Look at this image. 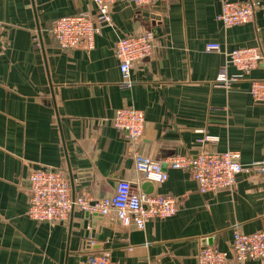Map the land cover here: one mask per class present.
Segmentation results:
<instances>
[{"label": "crops", "instance_id": "crops-1", "mask_svg": "<svg viewBox=\"0 0 264 264\" xmlns=\"http://www.w3.org/2000/svg\"><path fill=\"white\" fill-rule=\"evenodd\" d=\"M223 1L138 8L117 0L110 23L101 24L92 0H0V264H89L101 252L118 264H198L205 245L232 249L233 228L264 229V176L239 174L232 187L203 194L190 170L169 164L203 147L237 151L244 163L264 156V101L251 93L252 81L264 79V62L243 80L217 83L234 48L259 46L264 53V0L251 21L231 27L217 18ZM81 12L101 25L94 43L83 38L72 49L60 47L53 22ZM147 31L155 52L125 78L116 43ZM210 42L221 51H208ZM235 72L230 65L228 73ZM123 106L145 112L137 143L113 126ZM136 152L168 172L167 180L152 182L151 193L176 196L175 215L142 229L78 207L61 222L28 216L29 175L40 167L64 170L75 196L100 200L122 179L147 193Z\"/></svg>", "mask_w": 264, "mask_h": 264}, {"label": "built area", "instance_id": "built-area-1", "mask_svg": "<svg viewBox=\"0 0 264 264\" xmlns=\"http://www.w3.org/2000/svg\"><path fill=\"white\" fill-rule=\"evenodd\" d=\"M97 8L99 23H110V8L117 0H92ZM138 8L156 6L167 0H131ZM261 6L258 0H224L218 20L231 27L251 21L256 10ZM101 25L91 13L81 12L56 19L51 26V33L64 49L74 48L81 39L94 43ZM156 49L154 34L150 31L120 38L115 47L120 60V70L125 78L142 60L153 55ZM208 51H221V44L210 42ZM260 62H264V53L259 46L236 47L228 53L227 62L217 76L218 84H229L243 80ZM233 65L237 72L228 73ZM251 93L257 100L264 101V79L251 83ZM113 126L127 131L132 142L137 143L145 133V112L134 106H123L116 110L112 119ZM203 140V139H202ZM136 169L144 180L163 182L169 174L161 161L139 152L134 154ZM172 168L190 170L201 193L219 191L235 184L239 174L257 173L264 176V156L253 162L244 163L237 151L217 152L203 147L195 155L177 154L169 160ZM30 197L27 214L30 218L43 222L66 221L75 207L103 216L114 215L124 224H133L144 228L151 219H165L179 210L177 197L172 194H154L138 191L128 180H119L115 192L100 200H93L83 194L72 193L71 182L64 170L40 167L29 175ZM264 259V229L246 233L238 226L233 228L232 249L225 250L217 245H205L198 254V264H231V260ZM89 264H118L108 252L93 254Z\"/></svg>", "mask_w": 264, "mask_h": 264}, {"label": "water", "instance_id": "water-1", "mask_svg": "<svg viewBox=\"0 0 264 264\" xmlns=\"http://www.w3.org/2000/svg\"><path fill=\"white\" fill-rule=\"evenodd\" d=\"M158 4H160V3H158ZM143 188H144L145 190L148 188L149 190H147L146 192H147V193H151V192H152V189H153V184H152V182H151V181H147L146 184L143 185ZM88 213H90V212H88ZM93 215H94V216H98V217H101V216H102L100 213H93Z\"/></svg>", "mask_w": 264, "mask_h": 264}]
</instances>
